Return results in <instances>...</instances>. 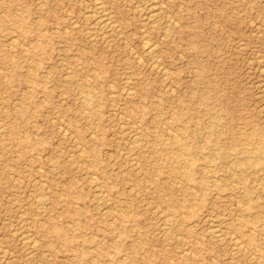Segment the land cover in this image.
Segmentation results:
<instances>
[{
    "label": "rangeland",
    "instance_id": "374dc122",
    "mask_svg": "<svg viewBox=\"0 0 264 264\" xmlns=\"http://www.w3.org/2000/svg\"><path fill=\"white\" fill-rule=\"evenodd\" d=\"M43 1L0 0V264H264V188L245 181V210L227 166L201 158L264 149V0ZM182 126L190 183L172 171Z\"/></svg>",
    "mask_w": 264,
    "mask_h": 264
},
{
    "label": "bare ground",
    "instance_id": "6f19581e",
    "mask_svg": "<svg viewBox=\"0 0 264 264\" xmlns=\"http://www.w3.org/2000/svg\"><path fill=\"white\" fill-rule=\"evenodd\" d=\"M45 1V0H44ZM43 1V2H44ZM97 2H98V0H96ZM145 1V0H144ZM154 1V0H153ZM46 2V1H45ZM44 2V3H45ZM95 2V1H94ZM100 2V1H99ZM143 2V1H142ZM148 2H150V1H148ZM101 3V2H100ZM147 3V2H146ZM159 3L160 4H162L160 1H159ZM41 4H43V3H41ZM135 4V3H134ZM143 4H144V2H143ZM149 4V3H148ZM151 4V3H150ZM102 4H97L96 5V14L94 13V14H91V16H93V15H97L96 16V19H97V21L96 20H94V22H96V25H97V28L100 30V31H102V32H105V31H107V30H110V29H112L113 28V23L114 22H112L113 20L111 19V16H109V14H107L106 12H105V10L103 9V7L101 6ZM136 5V4H135ZM139 5V4H138ZM163 5V4H162ZM137 6V5H136ZM135 6V7H136ZM144 6V5H143ZM95 7V6H94ZM138 7V6H137ZM148 8V10H149V13L150 14H148V18L149 19H151V21H152V19L153 18H155L156 17V15H157V13L159 12V11H157V10H155V9H153V8H155V5H154V7H153V4H152V6H147ZM47 9V8H46ZM138 9H139V7H138ZM143 9V8H142ZM159 9V8H158ZM89 10V9H88ZM93 10V9H92ZM147 10V11H148ZM159 10H161V9H159ZM138 11V10H137ZM155 11H157V13H154ZM46 12V11H45ZM86 12H87V10H86ZM93 12V11H92ZM91 12V13H92ZM88 13V12H87ZM133 13V12H132ZM140 11H139V13H137L138 15H140ZM165 13V12H164ZM40 14V13H39ZM90 14V13H89ZM89 14H86V15H89ZM85 15V16H86ZM110 15H111V13H110ZM137 15V16H138ZM150 15V16H149ZM168 15V14H167ZM167 15H166V17H167ZM90 16V15H89ZM88 16V17H89ZM141 16V15H140ZM84 17V16H83ZM87 17V16H86ZM142 17H145V12H144V14H143V16ZM157 19V18H156ZM156 19H155V22H156ZM166 19V18H165ZM70 20V19H69ZM84 20V19H83ZM86 20V19H85ZM148 20V19H147ZM159 20V19H158ZM71 21V20H70ZM146 21V20H145ZM145 21H144V23H145ZM170 21H172L171 19H170ZM170 21H169V23H170ZM72 22V21H71ZM153 22H154V20H153ZM165 22V21H164ZM167 22V21H166ZM175 22V21H174ZM174 22L172 23V24H174ZM75 23V22H74ZM141 24L143 23V22H140ZM160 23V22H159ZM90 24V23H89ZM149 24H150V22H149ZM153 24H156V23H153ZM158 24V23H157ZM166 24V23H165ZM92 25H93V23H92ZM151 25V24H150ZM163 25V24H162ZM161 25V26H162ZM167 25H168V22H167ZM176 25V24H175ZM152 26H154V25H152ZM158 26V25H157ZM95 27V26H94ZM65 28V27H64ZM156 28V27H155ZM117 29V28H116ZM158 29V28H157ZM163 29H165V28H163ZM85 30V29H84ZM92 30H96V29H92ZM149 30V29H148ZM85 31H87V29L85 30ZM90 31V30H89ZM88 31V32H89ZM142 31H143V28H142ZM93 33V32H92ZM106 33V32H105ZM96 34V33H95ZM98 34V33H97ZM102 34V33H101ZM121 34V33H120ZM93 36H94V34H92ZM118 35V34H117ZM166 35V34H165ZM90 36V35H89ZM119 36V35H118ZM11 38V37H10ZM15 38V37H14ZM93 38V37H92ZM116 38V37H115ZM12 39V38H11ZM10 39V40H11ZM110 39V38H109ZM147 39V38H146ZM145 39V43L143 44L142 43V46H144L143 48H144V50H145V54H147L150 58H154L155 56V46H153V44L151 43V42H146L147 40ZM13 40V39H12ZM11 40V41H12ZM122 40V39H121ZM143 40V39H142ZM107 41V40H106ZM123 41H124V39H123ZM14 42V41H13ZM141 42H143V41H141ZM152 45H151V44ZM94 44V43H93ZM123 44V43H122ZM172 44V43H171ZM20 45H22V44H20ZM24 45V44H23ZM113 48V47H112ZM25 50V49H24ZM22 51V50H21ZM160 51V50H159ZM158 51V52H159ZM24 52V51H23ZM22 54V53H21ZM22 57V56H21ZM24 58V57H23ZM157 58V57H156ZM28 60V59H27ZM138 60V59H137ZM152 60V59H151ZM157 61V60H156ZM152 63H153V61H152ZM156 63V62H155ZM41 65V64H40ZM157 65H159V64H157ZM10 66V65H9ZM154 67V66H153ZM159 67V66H158ZM160 68V67H159ZM164 68V67H163ZM162 68V69H163ZM166 69V68H165ZM65 70V69H64ZM194 70V69H193ZM192 70V71H193ZM67 72V71H66ZM162 72H163V70H162ZM165 72V71H164ZM66 75V74H65ZM68 75H70V74H68ZM67 75V76H68ZM133 75V74H132ZM86 77V76H85ZM166 77V76H165ZM5 78V77H4ZM163 78H164V76H163ZM3 79V78H2ZM6 79H7V77H6ZM60 79V78H59ZM125 79V78H124ZM8 81V80H7ZM126 81H128V80H125L124 82H126ZM87 82V81H86ZM8 84V83H7ZM6 84V85H7ZM126 84V83H125ZM215 84V83H214ZM123 86H124V84H123ZM78 87V86H77ZM29 88V87H28ZM79 88V87H78ZM123 88V87H122ZM124 88H125V86H124ZM128 89H130L129 87H127ZM166 88V87H165ZM172 89V88H171ZM29 90V89H28ZM126 90V89H125ZM74 91V90H73ZM81 93H82V91L81 90H79ZM78 92V91H77ZM121 92H122V90H121ZM131 92V91H130ZM128 90H127V92L125 93V95L127 96V97H131V94L132 93H130ZM84 93V92H83ZM170 93V92H169ZM73 95V94H72ZM82 95V94H81ZM71 97V96H70ZM74 97H76L75 95H74ZM40 98V97H39ZM80 98V97H79ZM134 98V97H133ZM93 99V98H92ZM78 100H80V99H78ZM74 101V100H73ZM13 102V101H12ZM76 102V101H75ZM79 102H81V100L79 101ZM135 103H136V101H135ZM134 102H133V104H135ZM179 103H180V101H179ZM24 105V104H23ZM131 105H132V102H131ZM17 107V106H16ZM15 107V108H16ZM120 107V106H119ZM22 110V109H21ZM83 110V109H82ZM224 110V109H223ZM31 111V110H30ZM85 111V110H84ZM19 112V111H18ZM21 112H24V111H20V113ZM118 113V112H117ZM121 112H119V115H118V117L119 116H122L121 114H120ZM29 114V113H28ZM27 114H25V116H26ZM129 116V115H128ZM182 116V113H181V111H179V109L174 113V117L175 118H180ZM18 117V116H17ZM27 117V116H26ZM25 117V118H26ZM120 118V117H119ZM19 119V118H18ZM122 122V121H121ZM22 124V123H21ZM122 124V123H121ZM134 124V123H133ZM123 125V124H122ZM160 125H162V124H160ZM134 126V125H133ZM120 127H121V125H120ZM163 127V126H162ZM186 126H182V128L180 129V133H176V135H174V136H172V137H170V144H171V146L172 147H174L175 149H176V151H178V153L180 154V156H181V165L180 166H183V167H174L173 169H172V171L174 172V173H176V174H179L182 178H184L185 180H186V182L187 183H190V182H193V176H192V173H193V159L191 158V151H190V149L188 148V147H185V145H184V143H183V138H186L187 137V133H186V128H185ZM3 128V127H2ZM1 128V129H2ZM60 128V127H59ZM58 128V129H59ZM63 128V127H62ZM65 128V127H64ZM63 128V129H64ZM60 130V129H59ZM120 130V129H119ZM122 130V129H121ZM121 130H120V132H121ZM150 130V129H149ZM148 130V131H149ZM127 131V130H126ZM171 131V130H170ZM168 132V131H167ZM173 132V131H172ZM172 132H171V134H172ZM64 133H65V130H64ZM92 133V132H91ZM122 133V132H121ZM125 133V132H124ZM130 133V132H129ZM1 134H2V132L0 131V137H2L1 136ZM117 134V133H116ZM120 134V133H119ZM131 134V133H130ZM129 134V135H130ZM135 134V133H134ZM3 135V134H2ZM92 135V134H91ZM118 135V134H117ZM137 135H139V134H137ZM136 134L135 135H133L134 137L133 138H136L135 136H137ZM155 135V134H154ZM120 136H121V134H120ZM91 137V136H90ZM253 135H247V136H245V138H244V140L246 141V145L247 144H252L253 143ZM132 138V137H131ZM130 138V139H131ZM165 138V137H164ZM197 138V137H196ZM261 138V137H260ZM159 139V138H158ZM262 139V138H261ZM260 139V140H261ZM120 140V139H119ZM190 140H193V139H190ZM126 141V140H125ZM125 141H123V144H124V142ZM145 141V140H144ZM159 141V140H158ZM138 140L137 139H133L132 141H131V149L132 150H137V149H139L140 148V146H138ZM146 143H147V141H146ZM129 144L130 143H128V147H129ZM149 144V143H148ZM158 144V143H157ZM207 144H210V142L209 143H207ZM76 145V144H75ZM70 147V146H69ZM72 148V147H71ZM82 149H83V147H81ZM7 151V150H6ZM82 151V150H81ZM120 151V150H119ZM124 151V150H123ZM151 151H152V153H158L159 152V150L158 149H155V148H151ZM212 151V150H211ZM121 152V151H120ZM126 152V151H125ZM146 152V151H145ZM201 152V151H200ZM249 154H250V156H246V157H244V155H242V156H240V155H238V157H232L231 159H233V160H229V157H230V154H223V153H217V154H213V155H210V156H202L201 158H204V163H206V165H208V164H215L216 162L215 161H221V162H223L224 163V165H225V167L227 166V168L229 169V178H231V177H235V179L234 180H231V183H234V184H241V187H239V189L238 190H236V192H237V195H239V198H241L240 200H241V202L242 203H244V206H245V210H251V209H253L254 208V203L252 202V200H254V198L252 199L251 198V194H252V188L253 187H250V186H248L246 183H245V181L246 180H248V178L249 177H253L254 179L252 180V178H251V182L253 181V182H256V183H258L259 185H261L262 186V188H264L263 186H264V183H262V182H264V162H263V160H262V155L264 154V149H263V146L262 145H260V144H257V145H255L254 144V146H251L250 147V150H249ZM78 154V153H77ZM79 155V154H78ZM134 155V154H133ZM133 155L131 156V157H133ZM195 155V154H194ZM130 157V158H131ZM237 158V159H236ZM69 159V158H68ZM87 159V158H86ZM89 159V158H88ZM130 160H133V159H130ZM81 161V160H80ZM90 162H91V160H89ZM149 161V160H148ZM147 161V162H148ZM89 162V163H90ZM134 162V161H133ZM81 163V162H80ZM83 163V162H82ZM132 163V162H131ZM137 163V162H136ZM222 163V164H223ZM77 165H78V163H76ZM139 164V163H138ZM136 165V164H135ZM218 165V164H217ZM176 166H178V165H176ZM130 167V166H129ZM129 167H128V169H129ZM224 167V166H223ZM39 169V168H38ZM113 170H115V169H113ZM225 170V169H224ZM136 170H134V172H135ZM204 172H203V177L205 178V176H208V171H206V170H203ZM136 173V172H135ZM86 174V173H85ZM84 174V175H85ZM8 175H10V174H8ZM89 176H90V174H89ZM170 176V175H169ZM219 176V175H218ZM91 177H92V175H91ZM210 177H212V176H210ZM93 178H94V176H93ZM138 178V177H137ZM140 178V177H139ZM203 178V180H202V182H200V184H199V188H200V190H202V189H204V187H205V183H206V180ZM88 179V178H87ZM90 179V178H89ZM92 179V178H91ZM143 179L145 180L146 178H144L143 177ZM212 179V178H211ZM14 181V180H13ZM92 182H93V180H91ZM139 181V180H138ZM227 181V180H226ZM257 181H259V182H257ZM39 182V181H38ZM43 182V181H42ZM171 182V181H170ZM224 182V181H223ZM222 182V183H223ZM229 182V181H228ZM250 182V184H252ZM68 183V182H67ZM149 183H151V182H149ZM153 183V182H152ZM168 184H169V182H168ZM249 184V183H248ZM43 185V184H42ZM162 185V184H161ZM179 185H181V184H179ZM184 185H186L185 183H184ZM39 186V185H38ZM41 186V185H40ZM157 186V185H156ZM231 186H233V185H231ZM235 186V185H234ZM95 187H97V185L95 186ZM132 187V186H131ZM155 187V186H154ZM153 187V188H154ZM215 187L216 188H218V189H220L221 187H223V185H220V184H216L215 185ZM236 187V186H235ZM234 187V188H235ZM256 187V186H255ZM36 188H37V186H36ZM229 188V187H228ZM128 189V188H127ZM156 189V188H155ZM191 189H193V188H191ZM182 190H183V188H182ZM131 191V190H130ZM172 191V190H171ZM230 191V190H229ZM181 192V191H180ZM212 192V191H211ZM182 193V192H181ZM95 194V193H94ZM93 194V195H94ZM100 194V193H99ZM162 194V193H161ZM211 194V193H210ZM230 195V194H229ZM38 196V195H37ZM36 196V197H37ZM130 196V195H129ZM132 196V195H131ZM190 196H191V194H190ZM215 196V195H214ZM225 196V195H224ZM223 196V197H224ZM102 198H103V196H101ZM165 197H166V195H165ZM164 197V198H165ZM28 198V197H27ZM236 199V198H235ZM39 200V199H38ZM162 200H163V198H162ZM237 200V199H236ZM62 201V200H61ZM179 201V200H178ZM39 202V201H38ZM98 202H100V201H98ZM134 202V201H133ZM162 202V201H161ZM211 202V201H210ZM213 202V201H212ZM240 202V203H241ZM139 203V202H138ZM160 203V202H159ZM226 203V202H225ZM96 204V203H95ZM210 204V203H209ZM214 204V203H213ZM38 205H40V206H38V209H39V207L41 208V204H38ZM100 205V204H99ZM104 205V204H103ZM137 205V204H136ZM156 205V204H155ZM161 205H162V203H161ZM217 206V205H216ZM230 206V205H229ZM260 206V205H259ZM102 206H100V208H101ZM145 207V206H144ZM155 207V206H154ZM158 207V206H157ZM231 207H233V206H231ZM43 208V207H42ZM97 208H99V207H97ZM228 208V207H227ZM105 209H107V208H105ZM104 209V210H105ZM163 209V208H162ZM108 210H110L109 208H108ZM244 210V209H243ZM206 211V210H205ZM25 212V211H24ZM105 212V211H104ZM232 212V211H231ZM41 213V212H40ZM103 213V212H102ZM159 213V212H158ZM255 213V212H254ZM160 214V213H159ZM18 215H19V213H18ZM217 215V214H216ZM38 216H39V213H38ZM123 216V215H122ZM168 216V215H167ZM205 216V215H204ZM20 217V216H19ZM18 217V218H19ZM23 217V216H22ZM33 217V216H32ZM45 217V216H44ZM169 217V216H168ZM209 217V216H208ZM220 217V216H219ZM235 217V216H234ZM242 217V216H241ZM259 217L260 216H258V215H255V216H253V217H251V218H249V219H247V218H245L244 219V221H249V222H255V221H258L259 220ZM163 218H167L166 216H164ZM206 218H207V215H206ZM213 218V217H212ZM263 218V217H262ZM175 219V218H174ZM205 219V218H204ZM215 219H216V217H215ZM161 220V219H160ZM164 221H165V219H163ZM206 220V219H205ZM214 220V219H213ZM238 220H239V218H238ZM22 221V220H21ZM20 221V222H21ZM167 221V220H166ZM165 221V222H166ZM230 221H232V220H230ZM23 222V221H22ZM159 222V221H158ZM214 222H216V221H214ZM219 222V221H218ZM174 223V222H173ZM208 223V222H207ZM220 223V222H219ZM234 223V222H233ZM217 224V223H216ZM237 224H239V223H237ZM236 224V225H237ZM158 225H159V223H158ZM161 225V224H160ZM159 225V226H160ZM222 225V224H221ZM162 226H163V224H162ZM167 226V225H166ZM187 226H189V225H187ZM239 225H237V227H238ZM27 227V226H26ZM170 227V226H169ZM185 227V226H184ZM210 227V226H209ZM208 228V227H207ZM217 228V227H216ZM212 229V227L210 228L211 230H206V231H209V236L210 237H215V236H217V238H218V235H219V233H220V231H217L218 229ZM229 228V227H228ZM166 229V228H165ZM164 229V230H165ZM19 230V229H18ZM21 230V229H20ZM12 231V230H11ZM53 232H56V229H53L52 230ZM13 232L14 231H12V235H15V234H13ZM26 232V231H25ZM219 232V233H218ZM27 233V232H26ZM25 233V234H26ZM29 233V232H28ZM27 233V234H28ZM51 233V232H50ZM231 233H233V229H232V232H230V234ZM25 234H24V236H25ZM20 235H21V233H20ZM58 235V237H61L62 239L64 238V236H62V235H59V234H57ZM233 236H234V234H232ZM232 235H230V236H232ZM10 236V235H9ZM22 236V235H21ZM176 236V235H175ZM208 236V235H207ZM20 237V236H19ZM18 237V238H19ZM183 238V237H182ZM231 238V237H230ZM234 238H235V236H234ZM261 238H263V236L261 237ZM23 239V241H24V237L22 238ZM34 239H32V241H33ZM63 240H66L65 238L63 239ZM169 240V239H168ZM233 240V239H232ZM236 240V242H237V238L235 239ZM23 241H21V242H23ZM28 241V239L27 240H25L24 242H27ZM194 241H195V239H194ZM34 242V241H33ZM216 242H218V241H216ZM48 243V242H47ZM241 243V242H240ZM239 243V244H240ZM35 244V243H34ZM237 246H239L238 244H236ZM30 246H31V244H30ZM240 246H242L241 244H240ZM4 248V247H3ZM2 248V249H3ZM91 248V247H90ZM223 248V247H222ZM221 248V249H222ZM242 248H243V246H242ZM244 249H245V247H244ZM188 250H189V247H188ZM238 250H240L239 249V247H238ZM243 250V249H242ZM4 251H6L5 249H4ZM3 251V252H4ZM10 251V250H9ZM40 252V251H39ZM46 252V251H45ZM183 252V251H182ZM186 252V251H185ZM243 252V251H242ZM172 253V252H171ZM192 253H193V251H192ZM232 254H233V252H231ZM236 252H234V254H235ZM238 253V252H237ZM33 254V253H32ZM43 254V253H42ZM231 254V255H232ZM180 255H181V253H180ZM179 255V256H180ZM176 256V255H175ZM251 256H252V254H251ZM250 256V257H251ZM183 257V256H182ZM242 257V256H241ZM253 257V256H252ZM212 258V257H211ZM186 259V258H185ZM2 260V259H1ZM4 261H5V259H4ZM10 261V260H9ZM7 262V261H6ZM6 262H4L5 264H6ZM200 263V262H199Z\"/></svg>",
    "mask_w": 264,
    "mask_h": 264
}]
</instances>
